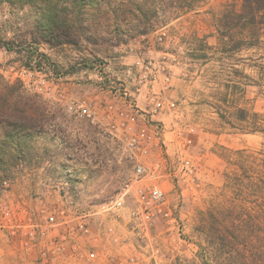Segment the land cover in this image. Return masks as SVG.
<instances>
[{
    "label": "rangeland",
    "instance_id": "rangeland-1",
    "mask_svg": "<svg viewBox=\"0 0 264 264\" xmlns=\"http://www.w3.org/2000/svg\"><path fill=\"white\" fill-rule=\"evenodd\" d=\"M123 1L87 0L72 15L77 42L52 44L37 28L38 5L0 4V40L14 47L0 48V82L37 96L46 109L39 127L24 139L6 137L8 128L0 125V204L24 199L31 186L45 191L48 181L64 182L84 209H98L116 197L134 176L126 143L77 118L69 106L95 99L121 110L124 103L111 93V86L133 87L136 61L151 59L160 69V88L173 95L165 98L177 108L157 114L164 143L156 139L155 150L142 159L146 164L162 161L175 174L185 158L194 171L186 180L150 177L166 192L173 221L156 219L144 237L134 231L131 220L125 238L114 224L103 227L100 235L107 232L114 245L128 241L135 248L126 246L127 255L100 253L92 256L93 263L264 264V162L258 169L254 162L264 158V34L260 41L245 38L238 48L241 37L230 29L227 49L220 45L215 24L233 4L239 9L242 0H196L193 9L170 7L166 17L149 22L134 18L132 7ZM162 32L166 36L161 40ZM46 84L53 86L51 96L40 91ZM138 104L152 107L146 99ZM120 120L118 116L117 123ZM237 173L243 180L239 186L231 179ZM135 187L137 183L133 193ZM38 191L33 196H43ZM29 201L37 213L55 200ZM135 204L132 195L124 208L109 216L116 219L124 212L130 218ZM77 247L68 248L65 259L90 264L87 248ZM37 258L35 253L28 256L16 239L6 236L0 241V264H41Z\"/></svg>",
    "mask_w": 264,
    "mask_h": 264
},
{
    "label": "built area",
    "instance_id": "built-area-1",
    "mask_svg": "<svg viewBox=\"0 0 264 264\" xmlns=\"http://www.w3.org/2000/svg\"><path fill=\"white\" fill-rule=\"evenodd\" d=\"M165 36L166 32H162L160 39ZM135 69L133 89L123 84L110 88L111 93L124 103L121 110L114 104L95 99L72 101L69 106L77 118L89 120L103 134L120 138L126 143L129 157L134 162L133 180L127 182L116 197L106 201L98 209L81 208L77 196L65 189L64 182L48 181L43 196L31 197L45 201L55 200L45 210L37 213L32 210L26 197L16 201H3L0 204V241L6 236L18 240L26 254L31 257L35 253L41 264L65 259V251L68 248L77 249L76 240L91 233V225L98 216L116 213L126 206L132 195L135 196L136 204L130 211V218L134 223V231L140 237H144L149 224L158 218L173 221L166 192L156 182H150V177L161 179L162 176L175 175L178 179L186 180L185 176L194 170L190 161L185 158H182L181 167L175 174L170 173L162 161L146 164L142 159L155 150L154 146L158 144L156 139L164 143L163 122L154 119V116L164 110H176L177 105L165 98L163 90L157 93L153 91L154 81L160 71L153 60L139 58ZM165 79L169 81L170 77L166 75ZM40 91L51 96L53 86L46 84ZM59 92L61 98L65 97L63 90ZM140 95L148 100L152 106L150 109L140 107ZM102 109L105 111L104 115L101 113ZM118 116L121 118L120 123H117ZM191 142L188 139V143ZM67 183L65 182L66 185ZM134 183H137L135 193L132 191ZM9 184V180L4 181L6 187ZM108 230L111 232L114 228L110 227Z\"/></svg>",
    "mask_w": 264,
    "mask_h": 264
},
{
    "label": "trees",
    "instance_id": "trees-1",
    "mask_svg": "<svg viewBox=\"0 0 264 264\" xmlns=\"http://www.w3.org/2000/svg\"><path fill=\"white\" fill-rule=\"evenodd\" d=\"M87 0H0V4L9 2L17 6L38 5L41 11L37 20V28L43 33V40L48 43H76L73 32L72 15L75 11H81L88 3ZM124 0L121 2L125 7H132L134 18L141 17L146 22L166 17L167 8L176 7L179 10L193 9L196 0ZM97 3H92L95 8ZM228 6V5H227ZM226 6V7H227ZM232 9L224 10L223 19L216 23L220 34V45L227 49V38L230 29H237L240 39L236 47L243 44L245 38L260 41L264 34V0H242L239 9L232 5ZM115 17L118 15L114 14ZM252 37V38H251ZM6 47L11 50L14 47L5 40H0V48ZM45 107L37 96H28L17 85L0 82V125L8 128L6 137L25 138L39 127L43 121ZM1 161V160H0ZM256 169L261 167L264 158L256 159ZM261 162V163H260ZM247 178L251 176L244 175ZM264 177V173L261 175ZM231 179L243 183L241 173L235 174ZM241 181V182H239Z\"/></svg>",
    "mask_w": 264,
    "mask_h": 264
},
{
    "label": "crops",
    "instance_id": "crops-1",
    "mask_svg": "<svg viewBox=\"0 0 264 264\" xmlns=\"http://www.w3.org/2000/svg\"><path fill=\"white\" fill-rule=\"evenodd\" d=\"M159 76L160 75H158V77ZM158 77L154 81V88L156 89V87H157L158 90L162 89L165 96H168V95L169 96L170 95L173 96L172 94H170V91L168 92L166 87L160 88L161 87L160 86L161 83L159 81H157ZM64 85L67 86V87L69 86L67 84H64ZM126 85L130 89L133 88L132 87L133 83L132 84H126ZM107 93H110V92H107ZM140 99H143V101H145L144 95L138 96V100H140ZM165 112H167V111H165ZM160 115H161V113L159 114V116ZM159 116L158 115L154 116V119L159 120L160 119ZM45 165L49 167L51 165V162H47ZM38 190H41L42 193L45 192L43 187L36 188V186L35 187L31 186V189H29V192L27 191L26 193H24V195L27 196L26 198L28 200H34L31 197L33 196V194L39 192ZM21 196H23V194ZM117 216H119V218L114 219L113 216H108V215H105V214H101L100 216H98L96 218V220L91 225L92 233L89 234L87 237L86 236L79 237V239L76 240V244L75 245H79V246L81 245L83 248H87L84 251H86L87 260L90 261V264H94L92 256H96V257L98 256L99 257L100 253L108 252L107 254L112 255V254H110V252L113 253V251H117L119 254L122 253L121 255H125L127 253L126 252V246L129 245V246L132 247V249L135 248V247L133 248V245L131 243H129L128 241H127V243H124L122 246L114 245L112 243V241L109 239V235L108 234L104 233L105 237H103V235L102 236L100 235L99 232L101 231V229L103 227L104 228L108 227L110 224H114L116 226L118 232L123 236V238H125V236L129 235L128 234V233H130L129 232V228H130L129 227V222L131 220L129 218V215H127V214H125L123 212V213H119ZM128 240H131V238L129 237ZM77 248H79V247H77ZM119 249L122 250V251L119 252L118 251ZM92 251H94L95 253H91ZM70 258L71 257H69L68 259H65V260L61 259V260L57 261V264H70V262H69ZM81 264H84V263H81ZM85 264H87V262Z\"/></svg>",
    "mask_w": 264,
    "mask_h": 264
}]
</instances>
